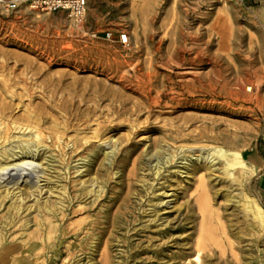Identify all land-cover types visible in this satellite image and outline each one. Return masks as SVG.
<instances>
[{
	"label": "rangeland",
	"instance_id": "rangeland-1",
	"mask_svg": "<svg viewBox=\"0 0 264 264\" xmlns=\"http://www.w3.org/2000/svg\"><path fill=\"white\" fill-rule=\"evenodd\" d=\"M86 2L85 17L79 23L70 20L64 11L37 13L20 7L13 13H0V122L8 124L14 117L24 115L32 103L45 102L58 112L59 120L64 116L69 122L64 141L70 142L64 149L68 150L65 159L69 157L71 165H76L78 159V149L71 151L72 140L78 142V134L91 132L90 128L78 131V115L92 116L91 128L102 120L106 124L108 120L122 123L119 130L105 136L126 137L132 124L153 126L133 137L134 157L170 130L176 137L175 145L205 143L234 148L252 167L243 188L264 208V0ZM122 33L127 34L126 43L118 39ZM147 72L156 74L151 95L158 103L151 112L143 98L130 89L136 82L135 74ZM200 83L214 89L196 90ZM25 88L30 89L31 97L25 94ZM61 102L62 108L58 107ZM135 102H141L142 109L132 114L115 113V108L131 107ZM91 106L95 114L83 112L84 107ZM43 116L47 119L53 115ZM184 117L190 119L185 121ZM140 166L137 161L138 174ZM67 167L62 169L66 176L62 182L70 187L78 180V171ZM131 167L129 163L113 174V179L120 175L125 181ZM198 174L190 177L188 183L179 184V179H175L167 190L177 192L178 202L184 207L178 216L167 208L164 215L172 219L167 230L177 229L181 237L190 234L186 245L182 240L164 243L167 234L160 238L154 228L139 230L132 238L134 243L144 245L152 239L163 250L151 259V252H136L138 263L185 264L180 253L191 250L201 218L195 204L200 194L196 185ZM138 176L133 181L137 187ZM235 187L227 180L207 182L216 243L211 244L206 262L264 264V234L250 229L241 206L225 196L228 191L234 193ZM75 207L70 205L68 209ZM136 207L133 208L138 212ZM3 211L1 206L0 214ZM69 215L72 221L81 217L78 211ZM109 250L112 258L116 251L111 245ZM13 255L17 256L7 255L9 262ZM94 255L99 258V251Z\"/></svg>",
	"mask_w": 264,
	"mask_h": 264
},
{
	"label": "bare ground",
	"instance_id": "bare-ground-1",
	"mask_svg": "<svg viewBox=\"0 0 264 264\" xmlns=\"http://www.w3.org/2000/svg\"><path fill=\"white\" fill-rule=\"evenodd\" d=\"M155 76L150 72L135 74L136 82L130 87L141 100L143 98L148 112L158 103L151 95ZM209 86L200 83V88L196 90L207 92L214 89ZM25 90V94L31 97L30 89ZM224 92L226 94L227 90ZM229 92L232 93V90ZM170 100L173 101V98ZM63 106L62 102L58 104L60 108ZM50 107L45 102L32 103L24 115L14 117L8 124L0 122V207L4 209L0 214L1 264H141L136 252H151V259L161 255L163 250L152 239L144 245L132 241L137 231L151 228L160 238L167 234L166 244L182 240V244L186 245L190 234L181 237L179 230H167L172 225L169 215H164L167 208H172L177 216L184 208L178 202V193H168L167 190L175 179H179V184L181 181L188 183V179L197 173H200L196 176L200 194L195 198V204L201 218L191 250L180 253L181 262L207 264L211 244L216 243L211 228L214 217L209 210L206 188L209 179L227 180L237 186L234 193L228 191L225 196L241 206L240 211L250 229L259 235L264 234V208L243 188L245 176L252 173V167L246 163L240 151L205 143L175 145L176 137L170 130L169 134L154 139L151 145L143 147L134 157L136 148L133 137L153 126L147 123L142 127L132 124L126 137L105 136L107 132L119 130L122 123L108 120L106 124V120H102L91 128L92 116L82 118L78 115V131L90 128L91 132L78 134V142L72 140L71 151L78 149V159L76 165H71L69 157L65 159L68 150L64 149L70 142L64 141L69 122L64 116L59 120L58 112ZM91 107H84L83 112L95 114V108ZM141 107V102H135L131 107L121 105L114 110L116 114H132ZM48 114L53 115L52 118L45 119L43 115ZM183 119L188 121L190 117ZM137 161L141 164L139 174L135 167ZM129 163L132 167L125 181L120 179V175L113 179V174ZM66 165L69 170L72 167L78 171V180L70 187L62 182L66 177L62 169ZM114 166H117L116 171L113 170ZM137 176L138 187L133 182ZM5 200L7 205L3 204ZM70 205L76 207L68 209ZM134 205L138 206V212ZM77 211L81 217L72 221L69 214ZM110 245L116 251L112 258ZM97 251L98 260L94 255ZM9 253L17 254L11 256L12 262H9L10 259L8 261ZM162 264H166V261Z\"/></svg>",
	"mask_w": 264,
	"mask_h": 264
},
{
	"label": "built area",
	"instance_id": "built-area-1",
	"mask_svg": "<svg viewBox=\"0 0 264 264\" xmlns=\"http://www.w3.org/2000/svg\"><path fill=\"white\" fill-rule=\"evenodd\" d=\"M20 7H27L37 13H53L64 11L66 16L76 22H81L86 13V0H0V13H13ZM107 37L109 34L106 35ZM121 43L127 42V34L119 35Z\"/></svg>",
	"mask_w": 264,
	"mask_h": 264
}]
</instances>
